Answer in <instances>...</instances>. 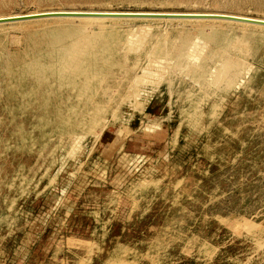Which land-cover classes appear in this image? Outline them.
Segmentation results:
<instances>
[{
    "label": "rangeland",
    "instance_id": "374dc122",
    "mask_svg": "<svg viewBox=\"0 0 264 264\" xmlns=\"http://www.w3.org/2000/svg\"><path fill=\"white\" fill-rule=\"evenodd\" d=\"M63 8L264 17L260 0H11L0 15ZM60 19L0 26L4 48L23 54L28 29L63 23L152 34L138 53L119 44L127 63L97 79L88 62L62 99L23 101L22 115L0 83V264H264V89L250 85L264 29ZM221 30L244 38L239 58L207 37ZM190 37L211 52L193 67Z\"/></svg>",
    "mask_w": 264,
    "mask_h": 264
},
{
    "label": "bare ground",
    "instance_id": "6f19581e",
    "mask_svg": "<svg viewBox=\"0 0 264 264\" xmlns=\"http://www.w3.org/2000/svg\"><path fill=\"white\" fill-rule=\"evenodd\" d=\"M8 1L11 0H0V7L7 5ZM263 3L264 0H260ZM49 12H102V13H126V14H230L236 16H243L248 18H255L259 20H264V17L236 14L231 12H214V11H166V10H138V9H50V10H37L36 12L30 13H17V14H6L0 15V18L20 16L24 14L33 15L40 13ZM60 18H65L64 20L72 19H86V20H112L114 23L122 20H146V21H166V22H194V21H204L205 19H195V18H150V17H48L37 20H62ZM37 20L21 21L30 22ZM208 21L219 22L221 19H206ZM221 22V21H220ZM224 22H231L230 24H237L225 20ZM18 23V22H13ZM13 23H3L5 24ZM238 25L253 26L254 28H263L264 25L244 23ZM256 26V27H255ZM146 27V26H145ZM148 27V26H147ZM153 27H151L152 29ZM27 29V28H26ZM97 30V32L102 33V39L100 43L86 46L84 45V40L82 38L83 33L88 30ZM29 30L30 43L33 40L36 41L35 44L32 43L28 45V51L23 54H27L28 57L23 54H12L4 48L5 41L0 37V83L3 84L6 90L7 97L11 102V109L13 115H22L25 113L22 107L23 101H29L31 104L40 103L42 105H47L52 102H56L62 99V90L64 86L72 85L79 79L85 78L87 74L84 72L86 67L85 64L90 62L92 66L98 71L97 79L102 76L109 74L111 68L115 66H121L120 64L127 63V61L122 60L120 55V50L118 48L119 44H125V51L127 53L139 52L142 48V44L149 40L151 37L150 28H142L141 31H135L131 29L124 33H114L113 31H107L100 25L85 24V25H75L71 23H63L56 25L51 28H46L47 32L39 33L40 29L32 28ZM27 30V31H28ZM2 33V32H1ZM25 33V32H24ZM96 33V32H95ZM100 33V34H101ZM99 34V33H98ZM99 34V35H100ZM97 35V34H96ZM101 36V35H100ZM27 37V36H25ZM207 37L211 41H221V43L230 42L227 45V49L231 51L232 54L236 55V58L240 57V53L243 50V44L245 42L243 37H236L231 34L225 33L223 30L219 32L210 33ZM206 37V38H207ZM205 38V39H206ZM24 39V38H23ZM193 38L190 37L188 42L192 43L194 46V57L196 60L191 63H187L189 67L202 64L209 57L206 56L209 52L207 50V42L201 41L199 38L193 42ZM6 40V39H5ZM29 40V39H28ZM187 40V39H186ZM186 40H181L185 42ZM4 41V42H3ZM196 42V43H195ZM202 43L201 45L198 44ZM28 44V43H27ZM220 44V43H219ZM25 45V44H24ZM200 45V46H199ZM221 48L222 46L219 45ZM225 46V45H224ZM27 48V47H26ZM224 49V48H222ZM23 50V49H22ZM88 51H92L90 57L86 55ZM210 51V49H209ZM227 51V50H226ZM20 52V51H17ZM23 52V51H22ZM211 53V52H210ZM209 53V54H210ZM211 55V54H210ZM255 53L253 49L251 50L248 57L244 60L253 59ZM26 57V58H25ZM235 60V58H234ZM237 63V62H236ZM192 64V65H191ZM228 66V63L225 67ZM232 66V65H231ZM230 66V68H231ZM128 67V66H127ZM233 70V69H232ZM259 76L253 77L250 82L252 89L255 87H261L264 89V68L263 66L258 70ZM114 74V72H113ZM256 76V75H255ZM254 85V86H253ZM249 88V87H248ZM55 89V90H54ZM249 90V89H248ZM252 90V91H253ZM57 91V93L55 92ZM31 92V95H26Z\"/></svg>",
    "mask_w": 264,
    "mask_h": 264
},
{
    "label": "water",
    "instance_id": "95a60500",
    "mask_svg": "<svg viewBox=\"0 0 264 264\" xmlns=\"http://www.w3.org/2000/svg\"><path fill=\"white\" fill-rule=\"evenodd\" d=\"M48 17H150V18H195V19H221L244 23L264 25V20L255 18H248L243 16H236L230 14H126V13H102V12H55V13H40L31 15H20L12 17L0 18V24L13 23L29 20H37Z\"/></svg>",
    "mask_w": 264,
    "mask_h": 264
}]
</instances>
